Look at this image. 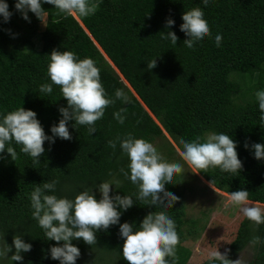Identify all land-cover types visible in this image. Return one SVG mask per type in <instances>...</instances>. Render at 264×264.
Listing matches in <instances>:
<instances>
[{
    "label": "trees",
    "instance_id": "trees-1",
    "mask_svg": "<svg viewBox=\"0 0 264 264\" xmlns=\"http://www.w3.org/2000/svg\"><path fill=\"white\" fill-rule=\"evenodd\" d=\"M5 2L12 15L8 22L0 15V119L19 107L31 109L45 133L52 135L51 126L62 118L59 108L67 107L58 86L53 85L51 94L39 91L41 84L51 82L47 66L53 49L72 51L78 59H93L108 97H114L120 88L130 99L128 104L117 100L107 107L92 134L87 126L75 128V122L69 121L72 139L46 140L38 164L14 142L10 146L17 152L15 161L6 149L0 153V239L12 245L13 236L19 234L32 245L31 251L21 253L22 261L12 264H60L51 259L49 251L57 242L45 238L32 218L30 201L35 187L52 180L59 182L49 194L74 199L81 190L92 188L99 200L97 186L115 176L121 184L119 189L112 184L110 196L133 197V206L118 209L119 224L96 232V244L72 241L81 254L97 253L100 260L108 254L110 264H128L122 257L124 241L119 226L128 222L135 231L150 212L166 211L175 221L178 236L181 234L187 208L179 183L174 179L173 184L165 185L179 197L172 208L142 205L135 199L137 186L120 172L122 167L128 170V158L118 141L115 150L108 141L128 133L154 143L165 131L179 149L181 138L191 142L200 137L204 142L211 132L230 135L243 164L240 172L233 175L216 168L199 174L220 192L229 195L247 190L251 203L264 205V160L255 159L251 148L253 143L264 144L261 113L255 94H251L254 87L232 75L252 79L259 74L264 80V0H210L207 7L202 0H101L96 13L88 17H65L42 0L48 16L40 46L34 38L41 21L33 13L30 22L24 20L15 9L16 0ZM197 7L204 12L211 36L189 49L183 43L187 37L180 31L182 14ZM168 18L175 21L170 28L165 27ZM168 31L178 36L176 45L161 38L160 32ZM217 34L222 36L219 47L214 39ZM154 58L157 66L149 71L148 60ZM262 80L255 85L263 87ZM122 107L127 113L120 124L113 113ZM254 236H259L261 243L253 246L254 258L246 264H264V224L256 226L246 218L229 245L228 258L233 260L250 246ZM203 264L220 262L207 260Z\"/></svg>",
    "mask_w": 264,
    "mask_h": 264
},
{
    "label": "clouds",
    "instance_id": "clouds-1",
    "mask_svg": "<svg viewBox=\"0 0 264 264\" xmlns=\"http://www.w3.org/2000/svg\"><path fill=\"white\" fill-rule=\"evenodd\" d=\"M101 0H43V3L53 5L58 14L67 16L88 17L94 15L99 8ZM205 7L210 0H202ZM15 9L22 18L30 22L28 12L35 14L41 23L47 27L48 12L42 8V0H16ZM0 15L4 22H8L12 15L5 0H0ZM183 23L180 31L185 33L187 39L184 45L193 49L197 42L206 36H211L210 27L200 8H192L182 14ZM175 21L166 20L165 27L170 28ZM161 38L169 40L172 45L177 44L178 36L173 31L160 32ZM217 47L221 45L222 36H215ZM47 66V76L50 83L39 86V91L51 94L53 85L58 86L61 96L66 99L67 107H60L61 119L58 124L51 126L52 135L45 133L37 114L31 109L19 107L8 112L0 119V153L5 149L13 161L17 152L10 146L13 142L20 146V151L29 155L34 164L40 162L45 153L44 142L54 143V138L71 140L68 122L74 121L76 125L87 126L89 134L96 131V122L103 118L105 109L114 105L117 100L124 104L130 102L129 96L123 89L117 88L114 97H108L100 79V69L91 58L78 59L76 53L53 49L50 53ZM157 66L156 58L148 60L147 70ZM125 81V80H124ZM260 110L261 125L264 126V90L255 93ZM127 108L122 107L113 113L114 119L123 124L126 119ZM76 128V127H75ZM117 141L123 155L128 158V170L123 167L120 172L137 186L135 199L142 205H155L165 209L179 200V197L166 190V184H173L174 178L184 175V164L191 172L199 174L201 171L219 168L222 172L236 175L243 168L238 158L237 144L228 134L208 133L205 141L201 138L188 142L181 138L178 155L180 162H168L157 150L153 143L136 138L128 133L124 138L117 137L109 140L108 146L113 150ZM249 145L245 143V148ZM254 157L264 160V144L253 143ZM110 176L113 174L110 172ZM58 180L44 182L31 192L30 201L32 218L38 222L47 240L57 243L50 247V257L58 260L60 264H76L80 256V249L72 241L82 239L86 244H96V232L107 230L110 226L120 223L122 210H127L134 204L132 196L119 194L110 196V185L120 188L121 181L113 176L111 181H103L97 187L101 198L97 200L92 188L81 190L74 199L57 197L54 193ZM237 207L244 218L258 226L264 224V206L249 201L247 190L230 192L224 207ZM134 225L124 222L119 226V235L123 238L122 257L128 264H177V245L180 243L176 231L175 221L166 211H155L147 214L139 227L134 231ZM60 242H63L62 244ZM231 243V242H229ZM261 243L259 236H254L250 246ZM13 246L15 251L13 252ZM32 245L26 243L19 234L13 236L12 245L3 238L0 240V264L13 261H22V252L31 251ZM12 253L9 256V253ZM208 261H219L220 264H244L242 258L231 260L227 251L221 253L218 248L205 253ZM170 258V259H169Z\"/></svg>",
    "mask_w": 264,
    "mask_h": 264
},
{
    "label": "rangeland",
    "instance_id": "rangeland-1",
    "mask_svg": "<svg viewBox=\"0 0 264 264\" xmlns=\"http://www.w3.org/2000/svg\"><path fill=\"white\" fill-rule=\"evenodd\" d=\"M30 14L29 11L28 16ZM44 27L42 23L39 25L34 38L38 46L41 45V32ZM236 74L232 73L235 75L233 77L243 80L248 86L254 87H251L253 88L251 94L264 90V86L257 87L258 84L255 85L259 79L262 80L259 74H254L252 79ZM153 144L168 162L184 164L178 155L179 147L165 131ZM184 172V175H178L174 178L185 194L187 208L182 232L179 235L180 243L177 245V256L179 257L177 263L203 264L207 259L205 255H201L202 252L206 254L208 250L217 248L221 253L228 251L229 242L235 239L244 217L237 207L225 208L224 203L228 195L215 189L200 174L191 172L186 164H184ZM112 186L110 185V188ZM240 257L244 264L251 261L254 258V247H246L233 260L240 259ZM109 260L108 254H104L103 260H100L97 253L80 254L76 264H110ZM3 264H7V262L5 261Z\"/></svg>",
    "mask_w": 264,
    "mask_h": 264
},
{
    "label": "water",
    "instance_id": "water-1",
    "mask_svg": "<svg viewBox=\"0 0 264 264\" xmlns=\"http://www.w3.org/2000/svg\"><path fill=\"white\" fill-rule=\"evenodd\" d=\"M114 66V65H113ZM125 82V81H124ZM125 84L128 86V84L125 82Z\"/></svg>",
    "mask_w": 264,
    "mask_h": 264
}]
</instances>
